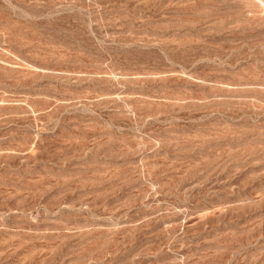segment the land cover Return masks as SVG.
I'll return each instance as SVG.
<instances>
[{
    "label": "rangeland",
    "instance_id": "rangeland-1",
    "mask_svg": "<svg viewBox=\"0 0 264 264\" xmlns=\"http://www.w3.org/2000/svg\"><path fill=\"white\" fill-rule=\"evenodd\" d=\"M0 264H264V0H0Z\"/></svg>",
    "mask_w": 264,
    "mask_h": 264
}]
</instances>
